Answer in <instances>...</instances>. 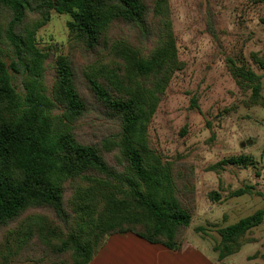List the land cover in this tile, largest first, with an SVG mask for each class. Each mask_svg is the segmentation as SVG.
<instances>
[{
	"label": "trees",
	"instance_id": "16d2710c",
	"mask_svg": "<svg viewBox=\"0 0 264 264\" xmlns=\"http://www.w3.org/2000/svg\"><path fill=\"white\" fill-rule=\"evenodd\" d=\"M52 12L71 17L77 56L37 46ZM204 21L218 41L210 8ZM251 58L264 70L263 57ZM228 62L251 92L248 103L264 107L262 77ZM183 68L169 0H0V236L19 223L6 234L0 264H43L46 256L51 264H90L109 237L125 233L181 248L195 211V173L192 164L165 162L148 130ZM92 113L105 128L95 139L82 131ZM220 165L251 163L239 156ZM208 197L221 199L215 191ZM31 211L48 215L23 219ZM263 220L259 210L218 229V259L256 242L247 235ZM34 250L40 258L26 256Z\"/></svg>",
	"mask_w": 264,
	"mask_h": 264
},
{
	"label": "rangeland",
	"instance_id": "374dc122",
	"mask_svg": "<svg viewBox=\"0 0 264 264\" xmlns=\"http://www.w3.org/2000/svg\"><path fill=\"white\" fill-rule=\"evenodd\" d=\"M169 2L184 68L172 78L149 126V138L165 162L192 164L196 178L195 211L185 239H202L214 247L220 240L218 229L264 211V107L248 103L251 92L236 83L228 62H239L260 75L264 97V70L251 58L252 54L264 58V0ZM207 8L217 18L218 41L206 31ZM70 20L67 14L52 12L49 22L37 32V46L46 52L51 49L57 55L77 56L80 52L70 36ZM98 123L93 113L83 122L86 128L82 131L89 139L104 131ZM239 156L248 157L251 165L246 168L220 165ZM245 188L250 189L249 194L231 196ZM213 191L220 194L219 202L209 199ZM34 214L48 215L31 211L23 219ZM198 227L205 228L206 235L197 233ZM9 230L0 236V253L3 247H9L6 243ZM247 239L256 242L242 248V258L251 255L249 263L244 264L264 263L261 258L251 260L254 255L264 253V220ZM33 252L26 256L41 257L37 251ZM50 260L51 256H46L43 264H51Z\"/></svg>",
	"mask_w": 264,
	"mask_h": 264
},
{
	"label": "crops",
	"instance_id": "0c3cea01",
	"mask_svg": "<svg viewBox=\"0 0 264 264\" xmlns=\"http://www.w3.org/2000/svg\"><path fill=\"white\" fill-rule=\"evenodd\" d=\"M192 225V222H191ZM190 225V226H191ZM248 245V244H246ZM245 245V246H246ZM244 247V246H243ZM242 247V248H243ZM220 261L213 247L204 240L185 239L177 251L150 244L131 234H118L108 238L90 264H244L251 255L242 258L240 253ZM264 253H259V256ZM260 259V257H259ZM262 260V259H261ZM260 262H263L260 261ZM264 264V263H252Z\"/></svg>",
	"mask_w": 264,
	"mask_h": 264
}]
</instances>
